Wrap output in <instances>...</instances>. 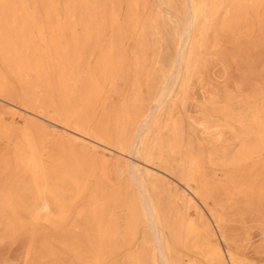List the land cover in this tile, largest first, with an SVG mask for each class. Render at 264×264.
Instances as JSON below:
<instances>
[{"label": "rangeland", "instance_id": "374dc122", "mask_svg": "<svg viewBox=\"0 0 264 264\" xmlns=\"http://www.w3.org/2000/svg\"><path fill=\"white\" fill-rule=\"evenodd\" d=\"M145 193L264 264V0H0V264H162Z\"/></svg>", "mask_w": 264, "mask_h": 264}, {"label": "bare ground", "instance_id": "6f19581e", "mask_svg": "<svg viewBox=\"0 0 264 264\" xmlns=\"http://www.w3.org/2000/svg\"><path fill=\"white\" fill-rule=\"evenodd\" d=\"M139 191L141 192V190H139ZM145 201H146V213H147V217L149 220V221L148 220L147 221L150 223L151 230L153 231V234H154V239H155L154 243H156L157 247H158L157 254H158L162 264H172L170 257L167 253L166 246H165V244H164V242L160 236V233L158 232L159 222H158V219L156 217L154 205L146 193H145Z\"/></svg>", "mask_w": 264, "mask_h": 264}]
</instances>
